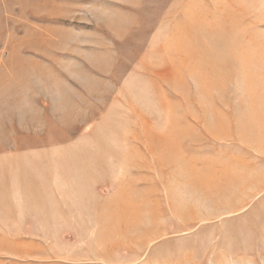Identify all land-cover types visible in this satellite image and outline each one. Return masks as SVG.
Listing matches in <instances>:
<instances>
[{
  "label": "rangeland",
  "instance_id": "rangeland-1",
  "mask_svg": "<svg viewBox=\"0 0 264 264\" xmlns=\"http://www.w3.org/2000/svg\"><path fill=\"white\" fill-rule=\"evenodd\" d=\"M0 264H264V0H0Z\"/></svg>",
  "mask_w": 264,
  "mask_h": 264
}]
</instances>
